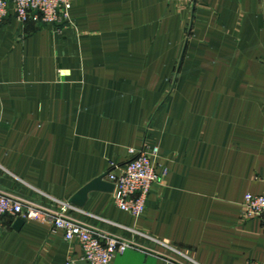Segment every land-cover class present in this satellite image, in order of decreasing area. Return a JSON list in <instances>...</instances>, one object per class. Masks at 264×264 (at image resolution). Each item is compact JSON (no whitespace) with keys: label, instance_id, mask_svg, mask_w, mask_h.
Here are the masks:
<instances>
[{"label":"crops","instance_id":"1","mask_svg":"<svg viewBox=\"0 0 264 264\" xmlns=\"http://www.w3.org/2000/svg\"><path fill=\"white\" fill-rule=\"evenodd\" d=\"M146 145L169 172L142 215L105 190L75 205L164 243L112 264L264 263V225L242 208L264 194V0H74L62 23L0 24L1 190L67 202ZM6 221L0 264H85L46 222Z\"/></svg>","mask_w":264,"mask_h":264},{"label":"built area","instance_id":"2","mask_svg":"<svg viewBox=\"0 0 264 264\" xmlns=\"http://www.w3.org/2000/svg\"><path fill=\"white\" fill-rule=\"evenodd\" d=\"M73 3L74 0H0V24L12 16L24 24L31 21L44 25L62 23L69 19ZM129 151L130 159L123 164L112 162L105 179L114 184L116 205L138 217L145 212L153 187L167 176L169 170L159 161L158 145H146L139 150L130 148ZM242 208L244 216L258 217L264 225L263 193L248 192ZM74 210L77 208L70 201L52 198L33 201L0 189V231L10 225L7 218L11 222L41 220L53 230L62 231L68 242H79L85 264H112L116 256L127 250H144L147 247L143 244L144 239L153 243L152 252L159 253L158 246L164 244L137 230H131L132 236L110 232L78 218ZM67 264H75L74 258L70 257ZM247 264L264 263L249 261Z\"/></svg>","mask_w":264,"mask_h":264},{"label":"water","instance_id":"3","mask_svg":"<svg viewBox=\"0 0 264 264\" xmlns=\"http://www.w3.org/2000/svg\"><path fill=\"white\" fill-rule=\"evenodd\" d=\"M107 174V173H106ZM106 174L102 175L101 177L93 180L89 184H87L84 188H82L75 196H73L70 199V203L82 206L87 198V195L92 190H105V191H114V184L107 181L105 179ZM25 221L22 219L16 220V226L19 227L22 225Z\"/></svg>","mask_w":264,"mask_h":264},{"label":"rangeland","instance_id":"4","mask_svg":"<svg viewBox=\"0 0 264 264\" xmlns=\"http://www.w3.org/2000/svg\"><path fill=\"white\" fill-rule=\"evenodd\" d=\"M181 64H177V67H180ZM177 69V68H176ZM180 69V68H178ZM177 69V71H178ZM176 71L174 78H171L168 80V86H169V92L168 95L174 94L176 90H178V87L180 85V78L179 73Z\"/></svg>","mask_w":264,"mask_h":264}]
</instances>
